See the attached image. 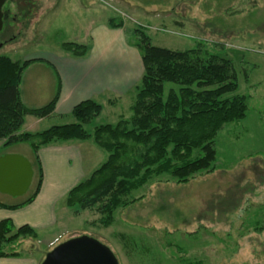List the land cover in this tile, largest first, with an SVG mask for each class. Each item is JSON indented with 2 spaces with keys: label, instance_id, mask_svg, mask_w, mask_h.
Returning <instances> with one entry per match:
<instances>
[{
  "label": "rangeland",
  "instance_id": "obj_1",
  "mask_svg": "<svg viewBox=\"0 0 264 264\" xmlns=\"http://www.w3.org/2000/svg\"><path fill=\"white\" fill-rule=\"evenodd\" d=\"M10 8L16 21L6 23L0 43L15 36L0 47V56L23 61L59 53L62 43L85 35L90 18L98 23L106 16L109 23L117 17L134 43L141 29L154 45L187 50L200 43L233 60L235 94L247 99L245 117L225 125L216 138L212 171L187 182L169 174L153 176L122 197L128 204L114 210L107 226L95 208L75 216L67 206L60 212V201L65 230H56L62 233L59 243L95 237L120 264H264V0H14ZM29 74L32 69L24 76L26 89ZM171 87L177 88L167 83L166 91ZM137 92L119 107H106L93 125L129 117ZM98 148L97 162L85 165L76 184L106 161L109 153ZM10 150L33 158L26 143ZM200 153L196 149L193 156ZM0 198L20 200L2 193ZM36 245L38 250L31 244L23 251L33 250L43 260L47 245Z\"/></svg>",
  "mask_w": 264,
  "mask_h": 264
},
{
  "label": "trees",
  "instance_id": "obj_2",
  "mask_svg": "<svg viewBox=\"0 0 264 264\" xmlns=\"http://www.w3.org/2000/svg\"><path fill=\"white\" fill-rule=\"evenodd\" d=\"M109 26L122 28L123 20L112 17ZM136 47L144 63V74L136 87L131 115L115 123L93 125L103 105L93 99L77 104L72 123L53 125L38 132H22L28 114L49 116L55 110L60 82L54 98L39 108L27 107L21 97L23 73L36 61L0 56V155L17 144L30 146L34 188L15 203L0 198V209H17L32 203L40 192L44 168L39 155L42 147L55 141L91 140L107 151L106 161L66 195L65 203L75 216L96 209L107 226L113 212L128 204L122 197L140 188L153 176L169 174L178 182L210 172L216 161V138L230 122L245 117L246 96L235 94L237 72L233 60L217 50L197 44L187 50L154 45L139 29ZM74 57L87 55L89 47L75 41L61 44ZM174 84L166 91V84ZM200 149L199 156L194 151ZM38 231L30 225L16 227L12 220L0 221V257H21L31 244L38 247Z\"/></svg>",
  "mask_w": 264,
  "mask_h": 264
},
{
  "label": "crops",
  "instance_id": "obj_3",
  "mask_svg": "<svg viewBox=\"0 0 264 264\" xmlns=\"http://www.w3.org/2000/svg\"><path fill=\"white\" fill-rule=\"evenodd\" d=\"M100 20L96 23L90 18L85 35L75 40L89 47L87 55L78 58L63 50L40 55L45 61H36L27 67L33 72L28 76L27 89L24 86L27 69L24 71L20 89L27 107L48 104L56 95L59 82L60 93L55 110L49 116L26 115L22 132H38L53 125L74 122V107L87 99L101 103L102 113L106 107H119L124 97L131 95L140 84L144 63L136 43L128 38L125 28L110 27L106 16ZM2 144L0 139V146ZM10 148L8 153L31 158L27 153ZM99 154V148L86 140H60L42 147L39 155L44 179L39 194L32 203L21 208H1L0 221L10 219L16 227L30 225L39 233L38 242L46 244L50 250L60 242L61 232L64 234L65 230L63 218L58 214V203L63 201L60 212H65L67 193L80 180L85 165L97 162ZM58 227L61 232L56 231ZM39 255L30 250L21 257H0V264H40Z\"/></svg>",
  "mask_w": 264,
  "mask_h": 264
},
{
  "label": "water",
  "instance_id": "obj_4",
  "mask_svg": "<svg viewBox=\"0 0 264 264\" xmlns=\"http://www.w3.org/2000/svg\"><path fill=\"white\" fill-rule=\"evenodd\" d=\"M7 1L0 0V32L4 27L3 7ZM33 179L34 169L30 159L17 153L0 155V193L21 197L29 191ZM40 264L120 263L114 251L99 239L79 235L57 244L46 253Z\"/></svg>",
  "mask_w": 264,
  "mask_h": 264
},
{
  "label": "flooded vegetation",
  "instance_id": "obj_5",
  "mask_svg": "<svg viewBox=\"0 0 264 264\" xmlns=\"http://www.w3.org/2000/svg\"><path fill=\"white\" fill-rule=\"evenodd\" d=\"M14 2V0H8L4 7H3V11H4V27L2 29V31L0 33L3 32L5 26H6V23H8L10 20L15 22L16 21V14L12 15V11H11V8H10V5H12ZM10 3V4H9ZM9 4V6H8ZM19 4V3H18ZM15 35H13L10 39H13ZM10 39H7L5 41H2L0 44L3 46L5 43H7V41H9Z\"/></svg>",
  "mask_w": 264,
  "mask_h": 264
}]
</instances>
